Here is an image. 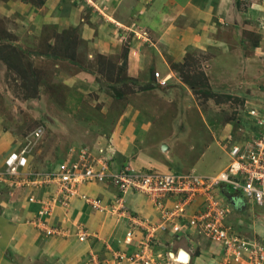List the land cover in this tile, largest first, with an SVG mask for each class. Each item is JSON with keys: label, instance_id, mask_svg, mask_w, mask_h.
I'll list each match as a JSON object with an SVG mask.
<instances>
[{"label": "rangeland", "instance_id": "obj_1", "mask_svg": "<svg viewBox=\"0 0 264 264\" xmlns=\"http://www.w3.org/2000/svg\"><path fill=\"white\" fill-rule=\"evenodd\" d=\"M67 1L78 6L79 22L53 26L52 20L42 21L49 13L43 8L46 0H0L2 155L21 143L30 147L34 168L54 169L77 157L82 148L95 149L98 142L111 140L120 131L117 127H124L133 130L137 151L148 150L151 159L171 170L196 168L211 174L230 162V133L234 140H243L261 129L246 104L264 107L263 10L237 17L236 25L211 30L214 44H192L182 54V49L173 50L170 40L166 44L164 34L159 38L157 29L136 20L137 15L129 24L118 22L121 0ZM248 4L243 0L241 7ZM158 28L162 34L164 29ZM104 37L110 40L100 41ZM117 45L119 51L112 47ZM133 46L143 55L154 52L147 70L138 75L128 63ZM155 72L171 78L161 84ZM77 75L80 80L74 82ZM37 129L39 137L33 134ZM119 146L113 158L117 164L137 156V151L125 156V147ZM90 152L92 158L101 156ZM24 190L0 182V205L11 198L22 203ZM198 199L193 203L202 209ZM240 206L227 220L234 217L230 224L249 237L256 217L264 220V207ZM193 238L202 248L207 246L196 234ZM203 255L211 261L212 255ZM220 255H214L217 264Z\"/></svg>", "mask_w": 264, "mask_h": 264}, {"label": "crops", "instance_id": "obj_2", "mask_svg": "<svg viewBox=\"0 0 264 264\" xmlns=\"http://www.w3.org/2000/svg\"><path fill=\"white\" fill-rule=\"evenodd\" d=\"M242 1L121 0L118 11L121 10L120 14L122 15L117 21L129 24V20H135L132 15H137L135 16L136 20L138 19L152 30L157 29L153 31L159 34V38L164 34L166 44L170 40V43H172L171 47L175 48L173 50L179 52L182 49L181 53L183 54L184 49L192 44H214V39L210 34L211 30L227 27V25L228 27L236 25L238 23L237 17L257 15L259 14L258 10H263L264 12V1L251 0L249 2L250 0H247L249 4L246 9L241 7ZM61 4L63 5L58 9ZM8 5L10 6L9 3ZM43 8H48L49 13L48 16L44 14L42 21L49 22L52 20L53 26L65 23L71 25L79 22V18L75 17L79 15L76 12L78 6L72 5L67 0H46ZM179 20H181V24ZM222 25L223 27H221ZM158 27L164 29L162 34H160L161 31L159 32L160 28ZM91 32L92 30L89 31L90 36ZM104 38L100 41L107 42L110 40L106 37ZM174 41L177 43L173 44ZM104 42L102 47L107 45ZM118 46L112 47H114V50L119 51L120 46ZM107 49L109 48H106L103 52L106 53ZM142 51L141 48L134 46L130 49L128 63L130 64V70L133 71L132 74L138 75V71H142L144 68V70H147V64L152 62L154 52L150 50L147 55H143ZM77 76L74 82L80 80V76ZM117 130L120 131H116L111 140L108 138L98 142L99 144L95 149L88 147L92 152L99 153L100 147H107L108 143L112 141L111 145L116 149V153H119L117 147L119 145V147H125V156L127 154L135 156V153L138 152L137 156L130 158L128 163L117 164L116 159H113L110 162L112 172L117 171L124 165L134 169L148 168L162 172L171 170L168 164L157 159H151V154L148 150L142 149L140 151L138 149L137 151L134 148L132 143L134 141L132 140L134 132L131 128L125 129L121 127L118 129L117 127ZM14 149L2 155L3 150L0 146L1 164L4 158ZM43 170L51 169L43 168ZM191 170L201 173L196 168L185 172ZM17 189L20 190L22 188ZM25 189L22 203H17L11 198L10 201H4L0 205V264H91L93 257L103 262L112 261L117 252H125L127 256H131L139 251L142 240L145 239L142 230L139 229V225L135 224L137 230L133 241L131 243L126 242L127 232L133 224V218L137 217L140 223L144 219L155 224L159 222V213L154 202L138 192L127 191L122 194L112 179L108 178L104 182L85 183L78 186L77 193L71 198L69 204L67 206L60 205L56 208L53 217H51L52 224L62 227V233L58 234L62 236H48L35 223L41 205L30 202L29 196L31 194H35L38 197L42 196L47 191H50V187L44 186L37 189L29 187ZM94 199L99 200L101 209L92 206L91 201ZM120 199H122L121 201L126 208L127 215L122 216V210L115 211L110 209L115 205H119ZM177 200L176 197H168L165 203L169 206H174ZM198 200L201 202L202 199L199 198ZM199 208L197 205L192 204L187 209V214L191 216ZM260 217H256L253 221L252 225H255V223L257 225H255L253 232H249L251 235L246 234L251 238H260L264 241V220H259ZM230 219L233 221L234 217ZM239 219L241 218L239 217ZM78 223L83 224L87 229L89 236L85 240H80L78 236ZM235 229L238 230L239 228L235 227ZM161 234L159 235L161 239L153 242L155 243L153 245H158L159 248L165 251L171 252L173 250L177 256L182 249L188 251L191 256L189 264H217L215 259L213 260L215 258L214 255H217L212 251L210 240L195 231L191 232L187 229L186 233L181 235H177L172 231ZM195 234L199 241L202 239L206 243L207 246L205 248H202L197 240L196 242L193 240ZM157 249L156 246L154 251ZM197 251L201 252V254ZM203 253L212 255L213 257L210 256L212 258L211 261L210 259L206 260ZM126 264L130 263L126 262Z\"/></svg>", "mask_w": 264, "mask_h": 264}, {"label": "built area", "instance_id": "obj_3", "mask_svg": "<svg viewBox=\"0 0 264 264\" xmlns=\"http://www.w3.org/2000/svg\"><path fill=\"white\" fill-rule=\"evenodd\" d=\"M155 74L161 84H166L171 78V75L161 77L160 72ZM246 108L260 123L261 129L256 135L243 140H234L230 133V162L214 174H201L195 170L162 172L148 168L134 169L128 165L112 172L110 162L115 153L112 143L99 148L101 156L98 159L92 158L91 150L85 147L77 157L60 163L50 171L38 170L30 163V147L20 143L4 158L0 166V182L11 187H50V191L42 196H29L30 202L41 205L35 223L46 235L62 233L59 225L49 227L48 219L56 206H67L77 193V187L85 183L104 182L110 178L122 194L138 192L154 202L159 222L155 224L144 219L140 223L136 217L127 232L126 242L131 243L137 230L135 224L139 225L145 237L139 251L128 257L124 252H117L112 261L103 262L93 257L91 264H122L126 257L130 264H189L190 260H181L173 250L165 251L153 245L161 239V233L172 231L181 235L187 229L210 240L212 251L217 256L221 254L219 264H264V241L240 234L230 224L229 218L227 220L231 212L240 209V205L264 207V107L246 104ZM33 134L39 137L41 131L37 129ZM168 197H176L177 203L169 206L165 203ZM195 198L202 199L203 208L195 210L190 216L187 209L194 204ZM121 200L119 205L110 209L122 210L121 215L124 216L127 212ZM91 204L94 208H102L97 199ZM77 233L80 240L89 236L81 223L77 224ZM156 246L158 251H154Z\"/></svg>", "mask_w": 264, "mask_h": 264}, {"label": "water", "instance_id": "obj_4", "mask_svg": "<svg viewBox=\"0 0 264 264\" xmlns=\"http://www.w3.org/2000/svg\"><path fill=\"white\" fill-rule=\"evenodd\" d=\"M164 147H166V145H164ZM236 204V203H235ZM179 258L181 259V260H184V261H189L190 260V258H191V256H190V254L188 253V251H186V250H184V249H182L180 252H179Z\"/></svg>", "mask_w": 264, "mask_h": 264}, {"label": "trees", "instance_id": "obj_5", "mask_svg": "<svg viewBox=\"0 0 264 264\" xmlns=\"http://www.w3.org/2000/svg\"><path fill=\"white\" fill-rule=\"evenodd\" d=\"M119 95H121V93Z\"/></svg>", "mask_w": 264, "mask_h": 264}]
</instances>
